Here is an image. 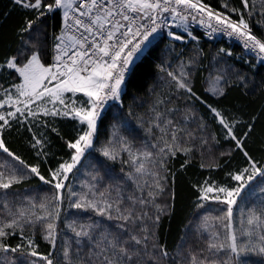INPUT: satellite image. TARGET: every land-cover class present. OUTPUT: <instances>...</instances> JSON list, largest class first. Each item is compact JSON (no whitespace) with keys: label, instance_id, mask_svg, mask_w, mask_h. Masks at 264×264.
Segmentation results:
<instances>
[{"label":"snow or ice","instance_id":"6c2138e0","mask_svg":"<svg viewBox=\"0 0 264 264\" xmlns=\"http://www.w3.org/2000/svg\"><path fill=\"white\" fill-rule=\"evenodd\" d=\"M10 3L23 10V19L15 30L16 46L0 52V200L4 201L0 204V264H19L17 253L24 264H232L233 256L254 250L257 244L264 253V207L250 211L247 228L237 229L233 218L237 198L257 177L264 179V158L257 159L247 144L257 117L253 115L242 124L221 103L233 88H245L249 83L236 65L224 60L233 55L231 49H218L213 57L216 63L207 69L203 93L195 90L196 73L203 67V49L198 47L202 39L217 35L233 39L242 52L250 53L249 63L255 60L264 67V0L259 6L253 0H239V6H234L233 0H220L219 8L206 0ZM193 24L204 31L197 33ZM255 27L261 29L259 34ZM165 40L172 46L192 44L193 56L187 62L177 57L178 70L172 71L168 70L172 65L165 67L161 60L158 71L168 78L193 119H198L195 103L207 110L218 132L208 133L207 123L201 119L198 128L206 137L218 143L222 135L231 142V150L220 156L230 157L238 151L244 161V167L226 173L230 181L237 182L234 187L211 176L192 186L195 207L204 208L208 202L224 206L218 217L222 222L219 231L209 233L207 256L203 249L199 256L188 252L185 245L170 250L161 239L163 223L174 213L172 202L176 198L170 179L175 173L169 163L178 155L184 156L181 169L191 163L193 148L185 147V141L195 139L194 133L164 118L155 124L163 135L152 145L154 151L133 152L129 140L115 132L111 133L113 139L96 145L110 102H122L137 62ZM175 99L173 96L161 103L170 104ZM57 118L73 121L74 135L65 138L54 124ZM14 129L28 133L35 163H27L9 146L5 133ZM52 135L64 141L66 153L54 167L42 171L41 162L48 161ZM202 144L207 145L208 139ZM90 151L104 161L120 159L133 166L135 172L130 171L128 179L139 194L124 196L117 191L114 198L106 195L107 189L97 187L102 179L99 170L92 176L94 183L82 185L80 191L74 189L70 174ZM144 176L149 180L141 183ZM32 179L49 188L39 205L42 215L25 208L17 210L8 203V196L14 194L9 190ZM260 192L264 195V186ZM29 203L36 207L34 201ZM65 203L77 214H90L87 220H65ZM61 225L72 233L67 240L61 238ZM12 238L18 242L10 243ZM40 240L47 245L45 252L39 250Z\"/></svg>","mask_w":264,"mask_h":264},{"label":"trees","instance_id":"16d2710c","mask_svg":"<svg viewBox=\"0 0 264 264\" xmlns=\"http://www.w3.org/2000/svg\"><path fill=\"white\" fill-rule=\"evenodd\" d=\"M206 2L219 8L220 0H206ZM233 3L234 6H239V0H233ZM253 3L259 6L261 0H253ZM0 14H2L0 15V25H2L0 27V40H2L0 52H8L16 46L17 36L15 30L23 19V10L15 9L10 0H0ZM195 31L200 33L197 30ZM254 31L259 34L261 29L255 27ZM156 43L157 41H153V44ZM193 47L192 44L172 46L165 40L159 47L153 49L150 55L137 62V66L128 81V87L125 90L126 95L123 97L122 102H110L96 145L99 147L105 144L107 140L113 139L111 133L115 132L117 135L129 140L133 152L154 151L152 145L158 144L160 142L158 138L163 135L160 129L155 127V124L158 120L164 118L173 120L185 132H193L196 138H189L185 141V147L193 148L189 157L191 163L186 168L181 169L180 164L184 160L183 155H178L169 163L171 171L175 173L174 178L170 177V179H172V189L176 193V198L172 202L174 213L166 218L163 223L161 239L166 242L170 250H173L175 246L185 245L188 252H195L199 256L200 251L203 249L204 255L207 256L209 233L219 231L222 222L218 217L222 215L224 206L208 202L204 208L195 207L196 195L192 186L201 182L205 176H211L217 182L229 183L234 187L237 182L230 181L226 173L244 167V161L238 151H233L230 157L220 156L221 152L231 150V142L225 141L222 135L218 136V143L213 141L210 136L206 137L198 128L201 119L207 123L208 133L215 135L218 132V127L212 122L207 110L198 102L195 103L194 107L198 119H193L191 113L184 106V100L179 98V94L170 87L168 78L163 72L158 71L161 60L164 61L165 67L169 63L172 65L171 68H168L169 71L178 70L179 61L177 57L187 62L189 57L193 56ZM198 47L203 49V59L201 61L203 67L196 73L195 90L198 93H203L204 80L209 74L207 69L211 64L216 63L213 57L216 56L218 49L229 48L232 50L233 55L224 57V60L228 65H236L237 69L248 77L249 83L245 85V88H233L221 103L229 113L237 116L242 124L248 122L253 115L257 117L254 131L247 144L257 159L264 158V67L259 66L255 60L249 63L250 54L242 52L239 44L225 38L202 39ZM181 53H183L182 56ZM7 75V73L3 74L4 77H7ZM173 96H176L177 99L173 100L172 103H161V101H166ZM157 113H161L159 118ZM186 116L188 119H185ZM54 124L60 129L65 138L74 135L73 121L57 118ZM240 130H243L242 127ZM5 135L9 146L22 159L29 164L36 162L28 142V133L24 129L19 131L14 129L6 132ZM166 138L170 139V137ZM205 138L208 139L207 145L202 144V140ZM63 145V140L52 135L48 161L47 163L41 162L42 171H45L49 166L54 167L56 162L65 156L66 149ZM123 156L126 159L127 153H124ZM217 163L221 167H211ZM201 164L206 167L201 168ZM146 166L151 167V165ZM98 170L102 179L97 187L101 191L107 189L106 195L110 194L114 198L117 191L124 196L139 194L136 185L128 179L129 172H135L133 166L123 164L120 159L114 162L104 161L102 157L92 151L85 154L81 165L78 166L74 174H70L69 183L79 191V181L84 178L83 174L89 176L85 180L94 183L92 176L97 174ZM145 180H149V178L147 176L140 178L141 183ZM262 183L263 180L257 177L237 198L238 203L234 206L233 217L237 229L248 227L247 218L250 211L264 207L261 203L264 201V195L260 192ZM9 192L14 193L7 198L10 207L15 206L17 210L21 208L29 209L35 211L37 215L43 214L39 205L49 193L47 185L37 179H32L16 185L14 190H9ZM163 199H167V196ZM29 200L34 201L35 208H32ZM3 202L0 200V204ZM62 212L65 220L75 219L77 222L87 220V216L90 215L77 214L75 209L67 207V203H65ZM257 215H259V211H257ZM61 228V238L69 239L72 233L63 229V225H61ZM65 232H67V235H65ZM17 242L18 238L10 240L12 244ZM39 250L41 252L47 250V245L43 240H40ZM175 250H178V248ZM15 256L19 264H24L21 254L17 253ZM232 264H264V253L259 252V245L257 244L254 250H245L238 256H233Z\"/></svg>","mask_w":264,"mask_h":264},{"label":"rangeland","instance_id":"374dc122","mask_svg":"<svg viewBox=\"0 0 264 264\" xmlns=\"http://www.w3.org/2000/svg\"><path fill=\"white\" fill-rule=\"evenodd\" d=\"M83 175H84V176H83L84 178H82V179L79 181L80 190H82V188H81L82 185L90 183L89 181L85 180V178H88V177H89L88 174H83ZM258 179L263 180L262 186H264V179H262V178H260V177H258ZM83 180H84V181H83ZM260 187H261V186H260ZM80 190H79V191H80ZM83 190H87V189L85 188V189H83ZM257 191H258V189H257Z\"/></svg>","mask_w":264,"mask_h":264},{"label":"built area","instance_id":"2783aa9c","mask_svg":"<svg viewBox=\"0 0 264 264\" xmlns=\"http://www.w3.org/2000/svg\"><path fill=\"white\" fill-rule=\"evenodd\" d=\"M192 27H193L195 30L199 31V32L204 31V29H202V28H200V27H197L195 24H193ZM216 37L225 38V39H227V40H230V41H232V42L237 43L235 40H233V39H229V38L224 37V36H219V35H217ZM237 44H238V43H237ZM248 54H250V53H248Z\"/></svg>","mask_w":264,"mask_h":264}]
</instances>
